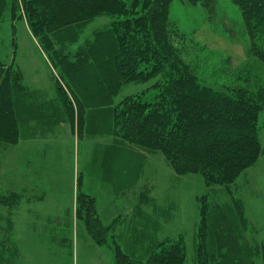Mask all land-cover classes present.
<instances>
[{
    "label": "rangeland",
    "instance_id": "374dc122",
    "mask_svg": "<svg viewBox=\"0 0 264 264\" xmlns=\"http://www.w3.org/2000/svg\"><path fill=\"white\" fill-rule=\"evenodd\" d=\"M16 11L12 15L9 5L0 19V63L22 75L29 92L17 116L18 140L0 141V196L7 197L0 205V256L12 257L9 264H115V246L146 260L156 244L183 235L185 264H195L199 209L204 203H230L236 215L240 201L244 241L253 247L251 259L264 264V112L259 116L263 151L237 181L209 186L199 174L177 175L163 155L91 133L76 110L72 118L66 114L55 100V86L66 87L25 12ZM169 12L175 45L199 81L214 89L264 88V62L253 53L235 3L216 0L205 7L173 0ZM114 19L95 18L80 43ZM152 83L130 84L119 98L147 90L143 98L154 101L158 91ZM104 154L112 157L109 166L102 165ZM82 193L96 198L104 224L118 218L107 244L95 241L78 214Z\"/></svg>",
    "mask_w": 264,
    "mask_h": 264
},
{
    "label": "trees",
    "instance_id": "16d2710c",
    "mask_svg": "<svg viewBox=\"0 0 264 264\" xmlns=\"http://www.w3.org/2000/svg\"><path fill=\"white\" fill-rule=\"evenodd\" d=\"M172 1L0 0V19L9 5L12 15L23 9L67 89L57 84L55 100L71 118L76 110L82 121L89 122L91 133L110 134L114 141L159 153L177 175L199 174L209 186H229L255 165L263 151L259 116L264 112V88L214 89L199 81L175 45ZM189 1L210 7L216 0ZM231 1L241 11L253 53L264 62V0ZM104 15L115 19L80 43L86 26ZM22 77L0 63V141L19 138L17 116L25 105L21 99L29 92ZM149 82L158 91L154 101L143 98L147 90L119 98L128 85ZM107 159L104 154L102 165L113 163L112 157ZM6 201L0 196V205ZM78 201V214L92 237L107 244L118 218L106 225L94 196L82 193ZM235 204L236 215L230 203H204L199 209L195 264H256L251 259L253 247L244 241V206L240 201ZM113 252L115 264L186 261L183 235L156 244L146 260L119 246ZM11 260L0 256V264Z\"/></svg>",
    "mask_w": 264,
    "mask_h": 264
}]
</instances>
